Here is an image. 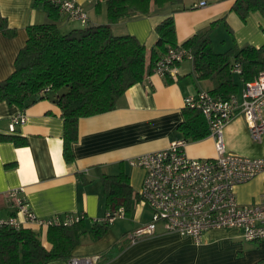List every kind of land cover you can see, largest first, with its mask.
Wrapping results in <instances>:
<instances>
[{
    "label": "crops",
    "instance_id": "0c3cea01",
    "mask_svg": "<svg viewBox=\"0 0 264 264\" xmlns=\"http://www.w3.org/2000/svg\"><path fill=\"white\" fill-rule=\"evenodd\" d=\"M77 0L88 15L86 23L60 15L56 24L66 33L88 24L106 23L105 1ZM205 1L200 6L199 2ZM235 0H182L178 5L152 7L149 14L134 15L112 25L116 35L130 34L147 50L155 47V27L172 15L176 40L183 44L194 34L209 30L212 49L225 52L233 47L264 44V16L259 11L250 12L245 20L233 10ZM0 14L6 20L0 29V80L14 70V60L27 40V27L50 21L42 6L33 0H0ZM217 41V45H214ZM218 47V50H215ZM176 78L160 76L152 71L142 81L132 85L109 111L80 117L78 136L72 142L73 160L63 156L64 121L58 104L50 97L35 100L24 109L0 101V218L16 216L22 228L40 233L42 244L50 248L46 232L35 222H27L17 214L14 201L8 192L22 188L19 193L37 218L84 215L86 223L102 218L110 206L107 204L101 174L125 173L132 187L134 200L127 218L130 228L123 238L92 246L101 239L83 241L73 251V256L87 257L89 264H264V240L246 241L238 228L212 229L196 242L176 233H157L140 238L134 243L128 234L150 220L147 205L136 199L141 187L144 170L131 166L129 159L150 151L168 147L171 142L184 139L178 125L184 120V99L198 91L212 89L210 80H197L192 62L184 60L178 65ZM235 79L239 72L234 71ZM24 113L26 120L9 129L13 116ZM5 136L23 140L17 144ZM229 138H245L249 142L247 125L242 115L235 117L224 130L227 151L255 156L242 140L241 152L229 149ZM18 140V141H19ZM237 148V147H236ZM186 153L191 157L215 155L214 140L210 136L187 141ZM238 202L248 204L259 199L264 192V170L252 180L235 188ZM85 238V237H84ZM123 242L124 248L111 259L104 254L115 243ZM46 264H68V261H51Z\"/></svg>",
    "mask_w": 264,
    "mask_h": 264
},
{
    "label": "trees",
    "instance_id": "16d2710c",
    "mask_svg": "<svg viewBox=\"0 0 264 264\" xmlns=\"http://www.w3.org/2000/svg\"><path fill=\"white\" fill-rule=\"evenodd\" d=\"M103 1L108 18L106 23L88 24L63 33L56 24L61 15L58 6L52 0H33L34 5L43 7L50 21L27 27V40L15 57L13 72L0 80V101L7 104L24 109L43 97H50L58 104L64 121L63 156L67 162L73 160L72 142L78 136L79 118L114 109L132 85L152 73L155 62L167 47L177 44L172 15L155 27L158 38L150 50L130 34H114L112 25L134 15L149 14L153 6L178 5L182 0ZM232 10L243 20L253 11L264 16V0H235ZM214 25L206 32L192 35L182 45L193 55L195 78L210 80L212 89L209 92L221 99H229L238 88L233 72L236 64L241 69L238 77L244 83L264 70V44L215 52L210 40ZM5 27L6 20L0 14V29ZM46 87L49 90L41 93ZM178 130L186 141L200 140L208 135L202 112L186 106ZM5 138L23 143L14 136ZM100 180L108 206H122L127 216L134 200L128 176L123 172L101 174ZM109 225L97 221L88 225L84 217L71 224L50 225L46 232L50 248L42 244L39 232L0 226V264L68 261L81 236L88 234L91 240L97 241L105 235ZM124 246L121 241L115 243L106 251L104 259H111Z\"/></svg>",
    "mask_w": 264,
    "mask_h": 264
},
{
    "label": "built area",
    "instance_id": "2783aa9c",
    "mask_svg": "<svg viewBox=\"0 0 264 264\" xmlns=\"http://www.w3.org/2000/svg\"><path fill=\"white\" fill-rule=\"evenodd\" d=\"M61 14L68 19L86 23L88 15L77 0H52ZM199 5H205L200 1ZM184 60L193 61L191 51L182 44L167 47L155 62L153 72L160 76L176 78L178 64ZM234 71L240 73L239 65ZM48 87L41 90L47 92ZM243 100L240 103L232 95L229 99L213 96L209 91H198L184 99V105L199 109L208 126V136L214 140L215 155L191 157L185 151L187 141L179 139L164 149L150 151L129 159L131 166L141 167L145 174L137 193L150 209V220L128 234L130 243L153 235L161 229L164 233L188 236L199 242L202 235L212 229L238 228L246 241L264 240V192L255 202H238L235 188L252 180L264 170L263 156H248L227 151L224 141L225 127L238 115L245 119L252 142L264 144V70L251 81L244 83ZM26 120L24 113L13 116L9 129ZM22 188L13 189L8 196L14 201L17 214L27 222L48 227L55 224H71L84 217L54 216L37 218L25 200L19 196ZM125 216L124 208L111 207L106 214L95 221L111 224ZM22 221L16 216L0 218V226L22 228ZM87 257L73 256L68 264H89Z\"/></svg>",
    "mask_w": 264,
    "mask_h": 264
},
{
    "label": "rangeland",
    "instance_id": "374dc122",
    "mask_svg": "<svg viewBox=\"0 0 264 264\" xmlns=\"http://www.w3.org/2000/svg\"><path fill=\"white\" fill-rule=\"evenodd\" d=\"M214 45H217V41H215ZM215 50H218V47H215ZM236 80L238 81V88H237V91L235 93V96L237 97L238 101L241 103L243 100L242 95H243L244 82L238 77V75L236 76ZM242 140L245 142L246 148L248 150L254 149L255 156H263L264 157V144H257V143H254L252 141L249 142L245 138H241V139L240 138H229L226 141H227V145H228L229 149L237 150V151L241 152V149H239L238 146L239 145L241 146ZM127 218L126 219L125 218H117L113 223H111L109 225V228H108L107 232L105 233V235L100 238L101 243H99L98 245L92 246V247L93 248H99L103 243H106V242L111 241V240L123 238L125 232L130 228V223L128 222ZM82 240L85 241V243H86V241L91 242L88 234L83 235ZM91 243H92V245H94L93 243H95V242H91Z\"/></svg>",
    "mask_w": 264,
    "mask_h": 264
}]
</instances>
